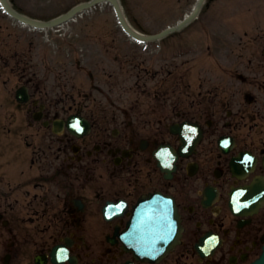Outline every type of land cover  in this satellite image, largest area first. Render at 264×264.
I'll list each match as a JSON object with an SVG mask.
<instances>
[{"label":"flooded vegetation","instance_id":"af4514ba","mask_svg":"<svg viewBox=\"0 0 264 264\" xmlns=\"http://www.w3.org/2000/svg\"><path fill=\"white\" fill-rule=\"evenodd\" d=\"M24 62L22 51L0 50V99L18 107L26 105L23 117L33 119L26 128L7 131L5 155L14 151L16 157L26 155L28 159L0 163L6 169L0 181L7 184L0 192V264H153L137 260L124 249L121 239L131 206L152 191L174 196L183 226L180 245L156 264H250L260 255L264 204L234 216L229 197L233 188L264 180V128L260 127L264 99H246V90L245 102L239 103L233 99L236 92L229 80L223 90L215 86L205 92V97L214 98L209 99L212 103L218 94L227 93L226 99L219 100V108L200 109L202 92L196 87L191 118L202 137L194 155L179 160L169 181L152 159L160 144L178 146L167 125L140 129L129 121L111 132L94 127L79 139L66 130L56 134L53 122L60 113L56 101L53 106L48 99L57 98L41 88L33 56L27 58L29 63ZM257 88L264 89V85ZM18 90L25 92L21 97L28 99L26 104L16 102ZM59 99L58 104L70 99L67 112L83 115L74 96ZM221 110H226L228 121L223 124L227 132L219 127L220 121L214 123V119L221 120ZM11 115L5 114L6 122L12 120ZM36 117L40 120L34 121ZM224 136L231 137L228 152L219 146ZM16 137L22 148L10 149V138L14 142ZM242 151L250 152L254 165L245 174H234L231 159ZM25 161L29 163L26 171ZM106 170L111 179L108 185ZM11 183L15 184L13 190ZM120 200L126 202L124 212L106 221L104 206ZM56 246L68 251L66 260L52 259L50 253Z\"/></svg>","mask_w":264,"mask_h":264},{"label":"rangeland","instance_id":"374dc122","mask_svg":"<svg viewBox=\"0 0 264 264\" xmlns=\"http://www.w3.org/2000/svg\"><path fill=\"white\" fill-rule=\"evenodd\" d=\"M15 1L28 13L39 12L40 17H52L77 1L85 0ZM122 2L135 26L145 32L156 33L180 20L190 11L195 0ZM0 25L3 31L12 33V37H19V43L12 39L14 47H32L40 53L41 66H54L56 95L90 91L88 73L91 72L95 83L100 86V92L92 93L90 108L100 113L106 122L113 121L115 117L120 121L122 113L128 111L135 125L147 128L153 126L155 116L171 115L175 107L184 111L179 102L196 99V84L207 87L226 78L222 72L227 63H232L241 71L244 62L240 53L246 55L245 59L253 58V64L257 63L261 49H264V0H211L196 22L181 33L147 45L128 40L117 27L109 5L89 10L75 22L60 28L59 32H50L48 37L44 32L29 33L22 28H13L1 12ZM3 35L6 33L3 32ZM195 35L196 51L193 52ZM241 38L244 40L240 45ZM0 39V45L12 44L2 35ZM244 47L248 52L240 51ZM187 59L189 62L183 64ZM77 60H81L83 70L76 67ZM146 71L152 73L150 78ZM155 71L158 74L152 79ZM259 73L264 74V71ZM249 74L257 72L249 71ZM66 81L68 84L72 82L75 87H64ZM176 82L179 84L176 85ZM186 83L190 85L186 87ZM143 84L145 89L140 87ZM20 115L16 111L11 118L15 123L22 124L25 120H17ZM113 127L110 124V128Z\"/></svg>","mask_w":264,"mask_h":264},{"label":"water","instance_id":"95a60500","mask_svg":"<svg viewBox=\"0 0 264 264\" xmlns=\"http://www.w3.org/2000/svg\"><path fill=\"white\" fill-rule=\"evenodd\" d=\"M103 1H109V2H111L113 4L119 19L122 21V24H123L124 28L129 33H131L132 35H134L135 37H137L139 39L152 40V39L161 37L164 34L169 32V30H167L164 33H162V34H160L158 36H154V37H143V36L137 35L136 33L131 31L125 25V23L123 21V18L121 16V12H120V8H119V5L117 3V0H93V1H91L89 3L81 4V5L77 6V7H75L74 9H72L68 14H66V15H64V16H62V17H60V18H58V19H56L54 21H51L49 23L36 22V21L29 20V19H27L25 17L19 16V15L15 14L8 7L6 0H0V2L5 7V9L7 10L8 13H10L12 16H14L18 20L22 21L23 23L30 24V25H33V26H36V27H48V26H52V25L63 23L65 21L69 20L77 12L82 11V10L87 9V8H90L94 4L101 3ZM201 1H200V3H201ZM197 10H198V7H197L196 11L194 12V14L192 15V17L196 14ZM77 127H79V123L70 122V124H69V128L70 129H75ZM171 208L172 207H171L170 203H167V205H166L165 203L160 202L159 198H155V199H150L148 201H144V202L140 203L138 207H136L135 213H134V216H133L134 218H133V220L131 222L132 223V228H131L130 232H131L132 237H134L139 242V244H138L139 246L137 247V249H138L140 254L143 255V253L145 251H147V248H145L144 246H145V244H146V242L148 240L153 239V237H154L152 231L155 230V229L147 230L146 222H148L150 220V218L156 212V210L165 211L166 209H168V214L160 215V217L157 219L158 222H159L158 225H164V238H167L169 240V241H167V246L164 245L163 247L158 248V252H162L163 250H165L166 248L168 249L172 245V240L174 239V237L177 236L178 230H175L176 229V222H175L174 215L171 212ZM129 248H132V247H129ZM151 255L154 256V255H157V254L152 253ZM254 264H264V254Z\"/></svg>","mask_w":264,"mask_h":264}]
</instances>
